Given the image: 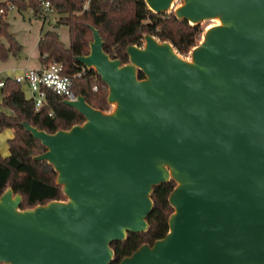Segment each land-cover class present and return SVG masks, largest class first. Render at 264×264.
Returning <instances> with one entry per match:
<instances>
[{"label": "water", "instance_id": "1", "mask_svg": "<svg viewBox=\"0 0 264 264\" xmlns=\"http://www.w3.org/2000/svg\"><path fill=\"white\" fill-rule=\"evenodd\" d=\"M144 2L190 25H219L190 61L146 34L143 47H127L126 64L91 27L89 53L75 60L97 73L113 109L77 96L63 103L82 124L48 134L21 123L65 201L21 210L8 188L0 264H111V244L147 231L153 189L170 181L167 234L118 264H264V0Z\"/></svg>", "mask_w": 264, "mask_h": 264}, {"label": "trees", "instance_id": "2", "mask_svg": "<svg viewBox=\"0 0 264 264\" xmlns=\"http://www.w3.org/2000/svg\"><path fill=\"white\" fill-rule=\"evenodd\" d=\"M50 4L56 21L38 41L39 58L43 67L56 63L62 74L72 79V91L82 96L94 109L107 111V87L93 69H87L75 58L89 53L92 41L91 27L98 30L103 40V50L111 59L128 62L126 49L130 45L142 46L146 34L159 42L170 43L179 56L187 55L199 44L202 30L178 20L172 12L158 15L151 12L144 0H0V61L17 56L21 46L6 20L10 8L20 12L31 10L37 19H47L41 2ZM65 26L69 32V47L59 40L56 29ZM143 78L142 73L138 74ZM96 88L94 91L93 89ZM45 101L39 110L33 104L11 95L9 113L0 114V129L11 128L18 142L10 143L11 153L0 156V196L10 188L22 197L21 210L45 205L51 201H64L61 187L55 184L56 173L46 162L33 157L45 152L39 141L24 130L21 123L53 134L82 124L84 118L75 109L63 103L64 98L51 90L43 89ZM175 187L170 181L153 189V210L147 218L148 229L142 234H128L125 241L111 244L114 260L118 264L142 245H152L168 232V218L173 212L168 197Z\"/></svg>", "mask_w": 264, "mask_h": 264}, {"label": "crops", "instance_id": "3", "mask_svg": "<svg viewBox=\"0 0 264 264\" xmlns=\"http://www.w3.org/2000/svg\"><path fill=\"white\" fill-rule=\"evenodd\" d=\"M52 16L56 21L53 13L43 20L35 18L31 10L25 12H20L16 8L8 10L6 20L22 49L17 56H10L6 61H0V82L4 83V86L0 88V114L9 113L7 103L11 95L30 103L31 95L28 88L25 85L16 84L14 79L29 69L40 70L43 67L39 58L38 41L45 31L52 28L53 25L50 24ZM47 24L48 28H46ZM56 32L64 46L69 47L68 29L65 26H59ZM5 130L13 133L12 142L19 141L11 128L0 129V133Z\"/></svg>", "mask_w": 264, "mask_h": 264}, {"label": "built area", "instance_id": "4", "mask_svg": "<svg viewBox=\"0 0 264 264\" xmlns=\"http://www.w3.org/2000/svg\"><path fill=\"white\" fill-rule=\"evenodd\" d=\"M41 6L45 15L49 17L52 14L49 2L42 1ZM14 82L28 88L31 95L30 103L35 110H39L45 101L43 89L53 91L64 100L76 101L77 99V95L72 91V79L62 74L60 64L53 63L40 70L29 69L23 75L15 77ZM3 86L4 83L0 82V88ZM93 90L95 91L96 88Z\"/></svg>", "mask_w": 264, "mask_h": 264}, {"label": "rangeland", "instance_id": "5", "mask_svg": "<svg viewBox=\"0 0 264 264\" xmlns=\"http://www.w3.org/2000/svg\"><path fill=\"white\" fill-rule=\"evenodd\" d=\"M176 4H180L179 1L176 2ZM55 23V18L54 16L51 17V25H54ZM216 23L214 21H206V22H202L201 24H199L200 29L203 31L202 34L199 37V43L202 42L203 40V34L204 32L207 30L208 27H211L212 25H215ZM48 24L46 25V28H48ZM144 45V41L142 42V46ZM191 52H189L187 55L184 56H180L182 59H184L185 61H190L191 59ZM109 108L107 111H102L104 113H109L112 109L113 106L108 105ZM12 138H13V133L11 131L5 130L3 132L0 133V156L1 157H6L11 153L10 150V143L12 142ZM65 201V200H64Z\"/></svg>", "mask_w": 264, "mask_h": 264}, {"label": "bare ground", "instance_id": "6", "mask_svg": "<svg viewBox=\"0 0 264 264\" xmlns=\"http://www.w3.org/2000/svg\"><path fill=\"white\" fill-rule=\"evenodd\" d=\"M214 22H215L216 24H215V25H212L211 27L219 25V21H218V20H214ZM211 27H208L207 29H210Z\"/></svg>", "mask_w": 264, "mask_h": 264}]
</instances>
